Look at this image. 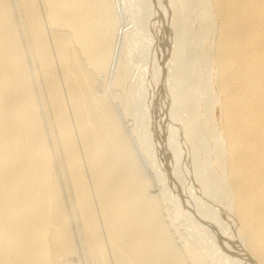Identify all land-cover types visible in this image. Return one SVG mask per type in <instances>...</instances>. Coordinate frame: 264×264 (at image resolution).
<instances>
[{
	"label": "bare ground",
	"instance_id": "bare-ground-1",
	"mask_svg": "<svg viewBox=\"0 0 264 264\" xmlns=\"http://www.w3.org/2000/svg\"><path fill=\"white\" fill-rule=\"evenodd\" d=\"M195 11L0 0V264H264V0Z\"/></svg>",
	"mask_w": 264,
	"mask_h": 264
},
{
	"label": "rangeland",
	"instance_id": "rangeland-1",
	"mask_svg": "<svg viewBox=\"0 0 264 264\" xmlns=\"http://www.w3.org/2000/svg\"><path fill=\"white\" fill-rule=\"evenodd\" d=\"M194 1V7L196 9L195 11V14L197 15V18L193 15L192 16V20L190 21V28H189V31L190 30H195L198 34V43H199V46L203 47L204 49L207 48L208 46V39H209V35H210V32L209 34L207 33V25L210 24V22L208 21V19H201L200 18V15L202 13V0H193ZM184 37V36H183ZM182 38V37H181ZM169 39V38H168ZM176 50L184 57H186V59L183 61L184 63L187 61V58L193 54V50L191 49V40H189V42H185L184 44H182L181 40L180 42L178 43L177 47H176ZM176 74H174V77L176 78H179V80L181 82H183V89L184 90H188L187 89V83L184 81L185 79V76L187 74V70H185L183 68V66H181L179 69H176L175 70ZM128 124H132L133 121L132 119H129L128 118ZM129 124V127L130 129L133 128L132 125ZM203 162V157L202 155L201 156H198L197 158V164H202ZM217 181V179H216ZM216 187V188H215ZM214 189L217 191V186H214ZM214 196H223L222 194L218 193V192H215ZM215 207H217V205H213ZM218 209H220V207L218 206L217 207ZM187 230V229H186ZM185 230L184 228V232L188 233L187 231ZM183 231V230H182ZM74 264H76V262H74Z\"/></svg>",
	"mask_w": 264,
	"mask_h": 264
}]
</instances>
